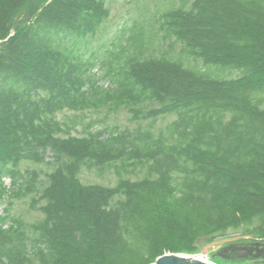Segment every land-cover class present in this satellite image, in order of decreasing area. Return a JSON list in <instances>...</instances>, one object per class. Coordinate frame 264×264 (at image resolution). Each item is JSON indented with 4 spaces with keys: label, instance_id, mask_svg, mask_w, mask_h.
Returning a JSON list of instances; mask_svg holds the SVG:
<instances>
[{
    "label": "trees",
    "instance_id": "obj_1",
    "mask_svg": "<svg viewBox=\"0 0 264 264\" xmlns=\"http://www.w3.org/2000/svg\"><path fill=\"white\" fill-rule=\"evenodd\" d=\"M108 17L100 0H0V201L39 195L45 215L38 240L21 224L3 229L0 218V262L28 260L29 247L52 263L67 251L87 254L92 243L113 257L126 254L132 230L147 238L159 226L173 230L157 211L170 199L191 219L187 234L205 233L196 243H212L208 231L227 229V206L237 201L260 217L253 235L263 239L264 0L169 6L158 32L182 45L177 54L155 55L152 36L135 27L128 44L119 38L99 63L75 55L73 41L94 36ZM96 65L106 68L110 86L98 85ZM121 108L137 118L144 110L145 119L173 115L169 136L139 129L67 138L55 119L65 110ZM49 150L58 163L40 187L37 171L19 165L46 163ZM83 160L98 169L140 165L145 178L124 179L115 189L85 187L76 178ZM196 204L206 218L192 215ZM148 205L157 216L150 227L142 222Z\"/></svg>",
    "mask_w": 264,
    "mask_h": 264
},
{
    "label": "rangeland",
    "instance_id": "obj_2",
    "mask_svg": "<svg viewBox=\"0 0 264 264\" xmlns=\"http://www.w3.org/2000/svg\"><path fill=\"white\" fill-rule=\"evenodd\" d=\"M109 12V17L102 24L100 30L92 37H88L83 42L73 41L76 47L75 55L83 56V59L90 63H99V58L107 49H111L113 44L118 45L119 38L123 45L128 44V39L133 35V30L140 28L146 36H152L153 48L155 55L171 52L179 53L182 45L172 39H165L164 33L158 32V19L168 9L169 6H180L182 3L191 5L193 0H100ZM147 39V38H146ZM7 41V40H6ZM67 44L71 39L66 40ZM63 50V47H61ZM74 56V55H73ZM75 57V56H74ZM121 64L114 63L118 67ZM96 65L91 74L98 81V85L110 86L109 78L106 76V68ZM88 87L85 86L84 89ZM156 106V105H155ZM147 111L144 110L142 115L134 117L128 109L121 108L118 111L104 109L98 112H73L63 111L55 116V119L64 129V137L81 139L89 133L104 131L108 134L122 133L124 131L134 133L135 130L150 132L155 137H167V126L174 120L173 115L160 116L156 118H143ZM148 116V115H146ZM55 150H49L46 163H33L22 161L19 165L21 171L36 170L39 175L40 187L48 183V174L52 172L53 166L58 157ZM63 162L70 163L67 156H63ZM78 173L76 178L78 182L85 187H100L102 189H115L124 179L132 178L135 181L145 178V167L140 165H131V170H116L115 165H109L104 169L90 167L89 162L85 160L78 163ZM128 166V165H127ZM134 167V168H133ZM5 187L11 188L12 180L5 179ZM175 184H177L175 182ZM231 202L227 206L229 213L228 220L230 224H225L227 229L222 232L208 231L207 236H215L212 243H207L205 238L202 242H197L193 234H187V224L191 220L182 211L178 209L175 203L170 199L161 205L157 204L158 212H165V220L171 221L173 230H167L163 226L157 227L153 233L141 237V231L132 230L127 235L129 242L126 254L112 256L110 249L100 250L97 244L92 243L88 247L90 251L87 254L80 251H67V255L62 254L61 259L52 261V257L40 255L39 249L29 247L27 253L28 260L21 257H14L11 262H0V264H155V262L167 255L184 256L195 258L196 260L205 261L207 264H264V238L259 235H253L259 216L252 211L245 210L242 201ZM44 203L41 202L39 195H29L28 197L16 200L10 195L0 201V218L3 222V229L12 228L14 224H21L29 239L39 238V233H35L45 219L44 211L41 209ZM236 204V205H235ZM192 215L197 218H206L208 214L196 204ZM161 207V208H159ZM221 209L223 206L221 205ZM187 211L184 210V213ZM246 216V217H245ZM156 210L154 205H148L143 210L142 222L150 227L156 222ZM172 219H169L171 218ZM177 217V218H175ZM246 219L245 222L242 220ZM177 219V220H176ZM179 224V227H175ZM151 231V230H150ZM264 232V229H263ZM148 233V232H147ZM222 235V236H220ZM157 236V238H156ZM220 236V237H218ZM91 239V237H89ZM35 242V241H34ZM220 242L222 244H220ZM214 243H219L209 249L206 255H203L205 248ZM128 252V253H127ZM19 256V255H18Z\"/></svg>",
    "mask_w": 264,
    "mask_h": 264
},
{
    "label": "water",
    "instance_id": "obj_3",
    "mask_svg": "<svg viewBox=\"0 0 264 264\" xmlns=\"http://www.w3.org/2000/svg\"><path fill=\"white\" fill-rule=\"evenodd\" d=\"M218 244L219 243H214L209 247L205 248L202 254L206 255L211 247L217 246ZM220 244L222 243L220 242ZM155 264H207V263L196 260L195 258H187V257L184 258L183 256L167 255L159 258L155 262Z\"/></svg>",
    "mask_w": 264,
    "mask_h": 264
},
{
    "label": "bare ground",
    "instance_id": "obj_4",
    "mask_svg": "<svg viewBox=\"0 0 264 264\" xmlns=\"http://www.w3.org/2000/svg\"><path fill=\"white\" fill-rule=\"evenodd\" d=\"M184 257V256H183ZM185 258V257H184ZM200 261V260H199ZM201 262H203V261H201ZM205 262V261H204Z\"/></svg>",
    "mask_w": 264,
    "mask_h": 264
}]
</instances>
